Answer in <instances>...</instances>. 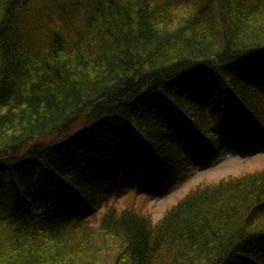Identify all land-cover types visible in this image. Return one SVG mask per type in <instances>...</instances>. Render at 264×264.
<instances>
[{
  "label": "trees",
  "instance_id": "1",
  "mask_svg": "<svg viewBox=\"0 0 264 264\" xmlns=\"http://www.w3.org/2000/svg\"><path fill=\"white\" fill-rule=\"evenodd\" d=\"M231 143L264 150V0H0V264H264L262 172L111 204Z\"/></svg>",
  "mask_w": 264,
  "mask_h": 264
},
{
  "label": "rangeland",
  "instance_id": "2",
  "mask_svg": "<svg viewBox=\"0 0 264 264\" xmlns=\"http://www.w3.org/2000/svg\"><path fill=\"white\" fill-rule=\"evenodd\" d=\"M220 92L219 90L218 93ZM230 116H232V114ZM224 121L226 123L229 122V117H225ZM51 140L52 138L45 137L37 141L38 143L48 144ZM224 148L225 149L221 151V154L224 153L223 156L215 159L213 165L206 163L199 171L195 172L182 187L175 188L169 193L162 194L159 197L158 195L149 197L137 194L136 192L121 193L111 204L116 208L117 212H121L125 209L139 210L142 214L152 218L154 224H157L163 219L167 212L191 190L199 187L203 188L205 186L213 187L221 181L238 179L260 172L264 173V150L259 149L260 151H256L252 155L242 156L234 152V143L225 144ZM153 185H156V183H153ZM100 218L101 213L90 220L93 224L90 227L91 229L95 230ZM81 235L79 231H74L69 232L68 237L77 239Z\"/></svg>",
  "mask_w": 264,
  "mask_h": 264
}]
</instances>
